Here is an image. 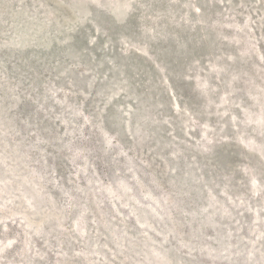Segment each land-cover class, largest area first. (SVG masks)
Wrapping results in <instances>:
<instances>
[{
	"label": "rangeland",
	"instance_id": "1",
	"mask_svg": "<svg viewBox=\"0 0 264 264\" xmlns=\"http://www.w3.org/2000/svg\"><path fill=\"white\" fill-rule=\"evenodd\" d=\"M0 264H264V0H0Z\"/></svg>",
	"mask_w": 264,
	"mask_h": 264
}]
</instances>
